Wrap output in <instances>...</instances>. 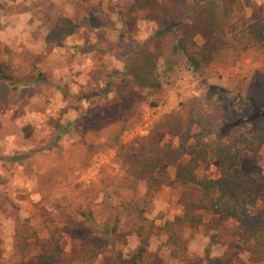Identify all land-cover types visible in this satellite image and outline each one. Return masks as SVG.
Instances as JSON below:
<instances>
[{
  "label": "rangeland",
  "instance_id": "obj_1",
  "mask_svg": "<svg viewBox=\"0 0 264 264\" xmlns=\"http://www.w3.org/2000/svg\"><path fill=\"white\" fill-rule=\"evenodd\" d=\"M228 5L227 23L264 17V0H0L4 74L25 77L34 65L44 73V81L18 90L0 82V264H37L38 254L53 250L51 224L60 230L59 264H122L141 249L136 264H207L225 253L235 263L264 264L250 259L252 245L235 221L219 225L213 211L201 209L194 211L203 217L199 226L174 222L200 193L167 186L175 167L157 171L165 185L153 197L137 175L158 147L179 145L178 128L187 161L223 122L235 123L238 167L264 174V52L229 44ZM91 18L101 25L92 27ZM176 37L190 41L199 69L173 53ZM144 54L155 59L158 82L135 101L131 69ZM108 84L103 98L80 99ZM18 155L22 162L8 161ZM198 171L217 179L224 168L209 159ZM25 220L37 237L23 257L17 241ZM113 226L117 236L107 235Z\"/></svg>",
  "mask_w": 264,
  "mask_h": 264
},
{
  "label": "trees",
  "instance_id": "obj_2",
  "mask_svg": "<svg viewBox=\"0 0 264 264\" xmlns=\"http://www.w3.org/2000/svg\"><path fill=\"white\" fill-rule=\"evenodd\" d=\"M87 1V0H84ZM218 1V0H216ZM227 7L224 13L226 18V26L230 35L229 44L232 47L240 48L243 50L253 49L256 51L264 52V17L255 21H251L245 17H238L234 21L227 23L229 14L232 12ZM91 26L99 27L100 21L91 18ZM187 39H180L176 37L172 51L182 52L184 58L187 60L191 68L194 70L199 69L201 61L196 55L190 51ZM38 62H41V57H37ZM37 62V63H38ZM138 64L132 68V73L135 84L139 90L134 87L128 89V94L133 95L135 101L138 99L141 90L150 86H157L158 80L156 79L154 68L155 59L150 54H144L138 60ZM35 68H37V65ZM34 72L28 76L12 77L4 74L3 66L0 65V82L3 80H10L12 89L18 90L21 87L33 86L36 82L44 81V73ZM155 83V84H154ZM110 84L101 89L89 93H81L80 99L86 101H95L103 98L110 92ZM262 102V119H264V78L261 80L258 90ZM123 96V95H122ZM123 105H119L117 110H120ZM93 111L90 117L96 115ZM264 123V122H263ZM235 123L220 124L218 130L215 132L214 139L201 141L200 147L197 151L190 156L187 161L184 159L187 156L188 148L185 135L178 130L173 133L179 136L180 143L177 147L171 144L158 147L155 153L146 159L137 171L138 177L146 182L147 195L153 197L165 185L157 175V171L162 166L175 167V177L167 183L171 188H178L188 185H193L200 190V193L190 202V210L183 216H177L175 223L179 226L190 224L192 226H199L203 222L202 215H195L196 210H211L215 213L217 219L216 223L221 225L228 221H235L245 228L242 236L245 244H251L250 259L254 262L260 263L264 261V174L260 176H253L243 172L239 167V158L241 149L239 147V140L236 131L233 130ZM72 128L61 129L56 137L57 140L66 135ZM259 130L261 135L259 138L264 143V124L260 125ZM122 130L114 132L112 141H117L122 134ZM207 137V136H206ZM27 156H30L28 154ZM24 156L18 155L10 158L8 161L19 163L24 160ZM209 159H216L220 161L221 166L224 168L222 175L217 179H211L199 176V167L201 164L207 162ZM259 190V191H258ZM257 201L261 203L258 211H253L251 206L255 207ZM255 220H258V225L253 226ZM22 235H19L17 241V249L24 254L29 248L26 243L37 237V231L29 225V220H25L22 224ZM50 239L52 241L53 250L51 253H40L36 257L37 264H59L61 263L62 248L60 230L55 226L48 225L47 227ZM107 235L117 236L118 227L113 226L106 229ZM20 234V232H19ZM145 249H141L139 254H135L130 260H122V264H136L138 259H141ZM207 264H244L235 263L232 255L225 253L223 256L215 259H207Z\"/></svg>",
  "mask_w": 264,
  "mask_h": 264
}]
</instances>
